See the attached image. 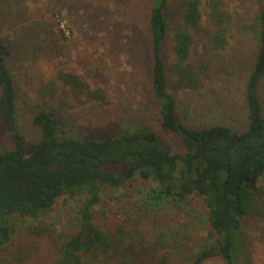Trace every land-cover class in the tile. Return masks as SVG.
<instances>
[{
  "label": "rangeland",
  "instance_id": "374dc122",
  "mask_svg": "<svg viewBox=\"0 0 264 264\" xmlns=\"http://www.w3.org/2000/svg\"><path fill=\"white\" fill-rule=\"evenodd\" d=\"M203 23L211 27L206 1ZM156 0H0V38L18 92L17 126L27 142H39L42 130L33 123L40 108L62 122L61 136L106 140L119 133L146 129L161 135L182 153L177 135L162 127L160 105L152 97L151 13ZM227 45L216 49L205 35L194 37L190 63L207 65L197 88H178L169 75V92L182 122L199 129L225 125L248 129L247 83L260 48L259 14L264 0H223ZM181 0L173 2L171 28L164 47L167 66L174 59L176 27H183ZM82 74L92 89L104 87L110 103L70 96L57 75ZM80 93V94H79ZM264 108V80L261 85ZM14 142L0 121V151ZM264 190V182H262ZM157 185L138 179L120 189H106L94 224L116 239L113 249L90 264H192L216 244L208 210L199 199L164 201L152 197ZM85 196L60 198L37 217L14 219L8 249L0 247V264H61L59 249L80 227ZM264 200V199H263ZM158 204V205H157ZM237 264H264V217L248 220L239 232ZM204 264H224L220 258Z\"/></svg>",
  "mask_w": 264,
  "mask_h": 264
},
{
  "label": "trees",
  "instance_id": "16d2710c",
  "mask_svg": "<svg viewBox=\"0 0 264 264\" xmlns=\"http://www.w3.org/2000/svg\"><path fill=\"white\" fill-rule=\"evenodd\" d=\"M174 1L156 0L151 13L152 97L160 105L162 127L178 136L182 153H175L168 141L148 129L115 134L102 141L62 137L61 119L46 108H40L33 118L42 130L41 140L27 142L17 126L18 92L7 61L11 51L0 38V121L14 142L12 149L0 151V247L8 249L12 244L15 218L47 213L64 196H85L79 209L80 227L62 243L60 261L95 263L116 245L114 237L94 224L103 192L142 179L157 185L152 197L157 203L199 199L207 208L218 239L192 264L216 258L224 264H237L243 225L264 217V8L259 14L260 48L246 90L248 129L238 132L225 125L194 129L178 114L177 101L169 92V75L178 88H197L208 67L191 65L194 37L189 30L207 36L216 49H223L228 20L223 0L206 1L210 28L203 23L202 0H181L184 24L176 27L174 59L167 66L164 47L173 27L169 13ZM57 78L70 96L80 90L88 102L110 103V93L104 87L92 89L82 74ZM160 264H171L168 256Z\"/></svg>",
  "mask_w": 264,
  "mask_h": 264
}]
</instances>
